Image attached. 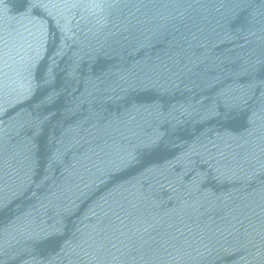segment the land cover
<instances>
[{
    "label": "water",
    "instance_id": "95a60500",
    "mask_svg": "<svg viewBox=\"0 0 264 264\" xmlns=\"http://www.w3.org/2000/svg\"><path fill=\"white\" fill-rule=\"evenodd\" d=\"M0 264H264V0H0Z\"/></svg>",
    "mask_w": 264,
    "mask_h": 264
}]
</instances>
